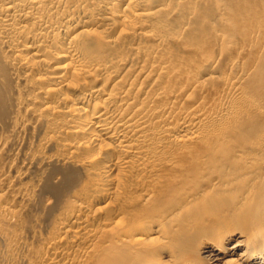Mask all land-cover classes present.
<instances>
[{"label": "bare ground", "instance_id": "bare-ground-1", "mask_svg": "<svg viewBox=\"0 0 264 264\" xmlns=\"http://www.w3.org/2000/svg\"><path fill=\"white\" fill-rule=\"evenodd\" d=\"M153 241L264 264V0H0V264Z\"/></svg>", "mask_w": 264, "mask_h": 264}, {"label": "rangeland", "instance_id": "rangeland-1", "mask_svg": "<svg viewBox=\"0 0 264 264\" xmlns=\"http://www.w3.org/2000/svg\"><path fill=\"white\" fill-rule=\"evenodd\" d=\"M117 219H119V218H115L114 219V222H112V224H111V226L112 225H114V223L116 222L117 223ZM118 222H119V220H118ZM116 223H115V225H116ZM118 225V224H117ZM123 226V225H122ZM113 227H116L117 229L118 228H120V226H113ZM122 228V227H121ZM137 229H134L133 230V235H134V237H136V238H143V237H147V238H151V237H157L158 236V234H156L155 232H154V230H153V228H151V227H140V228H138V227H136ZM143 228V229H142ZM121 245V244H120ZM122 246H124V247H122ZM127 245H121V250H123L124 249V251H125V249H127V247H126ZM155 247V248H157V251H158V253H156L157 255L156 256H154V257H156V258H154L153 260H154V262H153V260L152 259H150V262H148V263H152V264H182V261H179V262H177L175 259H167V258H165V257H163V256H160L159 255V247H160V243H158V241H153L152 242V245H151V248H153V247ZM176 246V247H175ZM179 245L178 244H176V243H174L173 245H170L167 249L169 250V251H173L172 249H174V250H178L179 249ZM154 249V248H153ZM153 252V251H152ZM154 253V252H153ZM122 254V260L124 259V258H126L127 256H126V252H122L121 253ZM178 254V253H177ZM123 255L125 256L124 258H123ZM176 257H178L177 255H176ZM177 262V263H176Z\"/></svg>", "mask_w": 264, "mask_h": 264}]
</instances>
